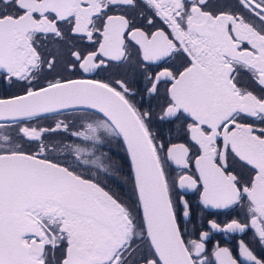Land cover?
I'll return each mask as SVG.
<instances>
[{"label": "snow or ice", "instance_id": "snow-or-ice-1", "mask_svg": "<svg viewBox=\"0 0 264 264\" xmlns=\"http://www.w3.org/2000/svg\"><path fill=\"white\" fill-rule=\"evenodd\" d=\"M0 85V264H264V0H0Z\"/></svg>", "mask_w": 264, "mask_h": 264}, {"label": "flooded vegetation", "instance_id": "flooded-vegetation-1", "mask_svg": "<svg viewBox=\"0 0 264 264\" xmlns=\"http://www.w3.org/2000/svg\"><path fill=\"white\" fill-rule=\"evenodd\" d=\"M144 81L141 79L140 83L135 85V88L139 90V95L137 96V101L141 102L144 107H149V105L158 111L157 105L160 102L159 98H152L146 95L142 89L144 86ZM3 86L0 85V88ZM190 122V121H189ZM157 131L161 134V138L167 143H184L188 144L190 148L193 149L195 152V148L193 147L192 143L189 141L187 134L185 133L184 129L180 127V122H176L175 124H162L157 125ZM121 156V155H119ZM173 174H179L180 170L176 169L174 166L172 168ZM191 174V173H189ZM128 185L124 184L122 188H118L122 192H127ZM181 195L184 196L185 199L189 200V203L192 205L193 209L196 212V219H191L190 222L185 221V224L189 231H194L196 228L199 227V224L204 219H217L218 222H223L226 219H230L231 216L228 215L230 210H216V209H206L199 203V190H187L182 191ZM235 215V213H232ZM207 230V228L203 229ZM243 238L237 235L235 238L229 237L223 233H212L211 239L208 244L209 250L213 248V246L219 242L221 246H229L233 247L236 240ZM243 259V258H241Z\"/></svg>", "mask_w": 264, "mask_h": 264}, {"label": "trees", "instance_id": "trees-1", "mask_svg": "<svg viewBox=\"0 0 264 264\" xmlns=\"http://www.w3.org/2000/svg\"><path fill=\"white\" fill-rule=\"evenodd\" d=\"M68 143H71V141H67ZM114 151L115 154H117L118 156H116L115 154L113 155V160L118 161V162H123V160L126 157V152L124 150V147L121 143H117L115 141H112L109 146L107 148H104L103 151L108 153L111 156V151ZM121 155V156H119ZM128 190V189H127Z\"/></svg>", "mask_w": 264, "mask_h": 264}, {"label": "rangeland", "instance_id": "rangeland-1", "mask_svg": "<svg viewBox=\"0 0 264 264\" xmlns=\"http://www.w3.org/2000/svg\"><path fill=\"white\" fill-rule=\"evenodd\" d=\"M111 150H112V149H111ZM110 154H111V156L113 157V155H114L115 153H114V151L112 150ZM115 155L118 156L117 154H115ZM126 190H127V188H126Z\"/></svg>", "mask_w": 264, "mask_h": 264}]
</instances>
